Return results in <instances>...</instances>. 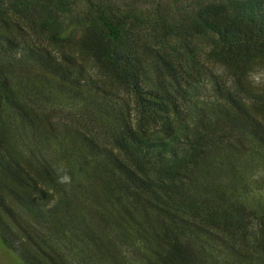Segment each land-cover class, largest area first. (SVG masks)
Here are the masks:
<instances>
[{
	"label": "trees",
	"instance_id": "trees-1",
	"mask_svg": "<svg viewBox=\"0 0 264 264\" xmlns=\"http://www.w3.org/2000/svg\"><path fill=\"white\" fill-rule=\"evenodd\" d=\"M264 0H0V245L22 264H264Z\"/></svg>",
	"mask_w": 264,
	"mask_h": 264
},
{
	"label": "rangeland",
	"instance_id": "rangeland-1",
	"mask_svg": "<svg viewBox=\"0 0 264 264\" xmlns=\"http://www.w3.org/2000/svg\"><path fill=\"white\" fill-rule=\"evenodd\" d=\"M251 80L255 83L264 81V71L255 72L252 75ZM0 264H22V263H20V261L17 258H15L11 253L6 251L0 245Z\"/></svg>",
	"mask_w": 264,
	"mask_h": 264
}]
</instances>
